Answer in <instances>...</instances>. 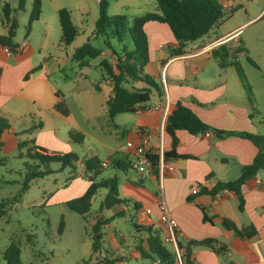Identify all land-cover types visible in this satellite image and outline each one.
<instances>
[{"label": "crops", "instance_id": "crops-1", "mask_svg": "<svg viewBox=\"0 0 264 264\" xmlns=\"http://www.w3.org/2000/svg\"><path fill=\"white\" fill-rule=\"evenodd\" d=\"M218 1L220 4L231 1L235 8L242 7L243 11L246 10L244 0L243 3L241 0ZM254 1L261 6L254 16L247 17L242 23H234L225 30L220 25L213 27L200 39L188 43L181 55L171 54L176 43L167 25L147 22L144 30L148 39L149 60L144 71L153 76L160 91L152 90L149 102L142 109L115 115L113 124L106 119L108 125L105 126L98 125L96 116L89 110V89L101 93L104 113L109 94V87L102 81L104 72L97 63L94 68L99 77H92L84 71V68L90 67V62L84 67H78L75 63L78 71L65 77L72 84L62 87L58 83L53 85L50 81V74L39 59L43 58L41 49L37 54L38 58L34 59L33 53L27 48L19 47L17 52L11 53L0 44V114H29L33 128L32 139L37 146L36 150L41 153L77 154V143H83L87 134L92 137L96 142L94 150L90 155L79 156V159L96 156L101 163H106L102 168L112 166L115 171L111 177L118 179V198L126 203L120 202L99 211V204L106 194L104 189L97 202L95 216L113 219L125 212L130 214L131 209L132 222L159 230L163 240L167 226L158 219V203L161 201L169 216L176 222L178 240L185 242L189 239L215 238L225 245L226 249L222 254L207 247H193L191 257L196 264H264V167L245 179L241 187V210L238 208L239 199L232 192L221 190L211 195L202 191L203 187L211 189L217 182H227L239 176L241 167L250 164L257 152L250 140L239 136L220 138L214 134L203 137L177 130L176 152L189 157L165 161L170 169L159 166L157 174L150 170L140 176L129 168L132 150L143 139L148 141L153 152L162 154L164 150H170L171 140L164 131V125L167 114L177 101L189 107L204 123L212 127L225 131L264 134V98L257 101L251 94L254 86L250 85L249 92L244 90L243 95V85L239 78L236 80L234 67L229 65L221 68L214 57L225 44L231 47L242 45L244 48L238 32L247 23L257 19L264 8V0ZM231 14L229 15L232 16ZM5 31V27L0 24V35ZM157 37L166 40V46ZM47 50L46 46L43 51ZM104 54L103 50L102 55ZM35 66L40 68L25 79V75ZM95 84H98V88L94 87ZM133 85L137 88L145 86L142 82H134ZM69 100L77 104L78 121L71 118ZM58 102L65 105L67 115H62L54 108ZM10 131L17 143L16 131L8 128L2 135ZM99 132L112 134L113 141L105 142L98 135ZM102 149L106 150L104 158L100 156ZM74 167L70 168L71 172L80 177L83 183L76 184L74 189L82 194L89 183L79 161L74 163ZM196 184L203 187L193 194L191 190ZM65 199L67 196L63 191L57 201ZM146 207L152 210V215L138 220L139 214ZM103 211L109 212L104 216ZM203 213L211 222L203 220ZM224 218L231 220L238 229L245 228L252 231V234L250 237L237 236L232 230L222 226ZM109 227L110 221L101 230L107 231ZM108 237L112 240L114 234L108 233ZM131 237L136 240L141 238L142 243H145L144 235L135 231ZM5 247L1 248V254ZM168 250L171 251V248ZM155 263L156 260L153 261Z\"/></svg>", "mask_w": 264, "mask_h": 264}, {"label": "rangeland", "instance_id": "rangeland-1", "mask_svg": "<svg viewBox=\"0 0 264 264\" xmlns=\"http://www.w3.org/2000/svg\"><path fill=\"white\" fill-rule=\"evenodd\" d=\"M33 0H25L24 9L17 11L15 19L17 27L12 41L19 47L27 48L33 53V58L37 59L39 49L43 53V58H39L45 64L50 81L55 85L58 83L65 87L71 85V81L65 80L66 76L78 71L75 62L71 59V54L75 47L81 45L89 39V42L97 48L105 51L101 58L116 61V56L107 48L106 43L117 52L122 50L123 44L130 46L128 37L119 43L115 38L108 35L94 36V21L98 14V0H40V15L37 20L30 25V30L26 35V25L31 10ZM108 3L107 13L109 15L122 14L127 18V23L132 24L135 17L145 13L156 11L154 0H106ZM243 3V0H241ZM249 0H244L246 10L238 7L232 16H225L219 24L227 29L234 23H242L244 19L251 18L260 11V5L254 0L248 4ZM9 3L11 8L16 7V0H0V20L2 17V4ZM248 4V5H247ZM65 8L70 12L73 23L79 28V33L75 39L67 46L61 41V31L58 22L57 11ZM264 8L261 15L247 23L238 32L244 42L247 55L256 63L257 68L249 64L241 53L236 55L246 81L250 86H254L253 94L257 101L264 98ZM1 24V22H0ZM6 31L4 32V34ZM159 38L165 46L166 40ZM51 42L53 44H51ZM47 46V52L44 48ZM156 49V48H155ZM154 51V50H152ZM67 59V62L65 61ZM98 59L90 60V67L84 68L92 77H99L97 69L94 68ZM102 72H104L101 69ZM26 76V75H25ZM236 76V75H235ZM238 80V77H235ZM241 83V82H240ZM57 84V85H58ZM242 85V83H241ZM64 89V88H63ZM243 86V95L245 93ZM89 110L96 116V122L100 126L108 125L107 116L103 110L102 95L95 89L88 90ZM94 94V96H93ZM72 110L71 118L78 121L77 104L70 102ZM0 118L7 121L9 128L16 132L17 142L29 141L32 139V120L29 114H0ZM111 132V128L109 127ZM98 132V131H97ZM105 142L113 141L112 134L99 132ZM11 131L0 136L2 145L0 147V157L5 158L6 164L0 165V202L5 201L4 216L0 219V254L1 248L11 241H18L21 248L22 264H83L90 256H96L90 264H100L104 258L112 260L113 264H153L154 259L143 258L133 246L138 245L137 240L131 237L134 227L132 224V210L122 215L115 216L110 220V227L107 231L101 230L102 243L99 253L92 254L91 235L92 225L95 222L94 215L97 209V202L101 199L104 189H100L91 200V211L85 217L75 213L68 206L67 202L81 194L74 187L81 184V178H70V167L53 172L43 178L32 181L29 188L21 191L23 174L28 165L36 161L27 155L28 147L17 148V143L13 139ZM81 137H79L80 141ZM78 157L90 155L94 150L96 142L90 135L85 136L83 143H77ZM102 158L106 157V150L102 149ZM50 168L58 170V163H51ZM115 169L108 166L102 169L99 177H111ZM83 184V183H82ZM66 193L67 199L57 201L61 194ZM125 203V201H121ZM126 204V203H125ZM109 211H103L106 216ZM63 219V227L59 232V222ZM102 218V217H101ZM108 233L114 234L113 239H109ZM33 234L35 246L31 247L27 241V235ZM135 242V243H134ZM146 248L145 243H141ZM169 249L170 244H166ZM112 256H114L112 258ZM0 264H4L0 256ZM157 264V263H155Z\"/></svg>", "mask_w": 264, "mask_h": 264}, {"label": "trees", "instance_id": "trees-1", "mask_svg": "<svg viewBox=\"0 0 264 264\" xmlns=\"http://www.w3.org/2000/svg\"><path fill=\"white\" fill-rule=\"evenodd\" d=\"M156 3V11L145 13L144 15L135 17L132 24L127 23L125 15H109L107 13L108 3L106 0H98V14L94 21V36L110 35L119 43L128 37L130 46L123 44L120 52L115 51L109 43H106L107 48L116 56V61L111 62L108 59L101 58L103 49L94 47L89 39L81 45L74 48L71 59L78 67L87 66L90 60L98 59L97 66L104 71L102 81L109 87V94L105 101V113L108 121L113 124V118L120 113H133L142 109L150 100L152 90L160 91L158 83L150 74L144 71L147 64L148 57V39L144 30V25L147 22L155 21L168 26L176 46L171 49L172 55H181L184 52L188 43L200 39L206 35L213 27L218 26L225 16L231 14L237 8H234L230 13H226L218 0H154ZM16 7L11 8L9 3L2 4L1 24L5 27L6 33L0 35V44L8 49L9 52L15 53L19 46L12 41L15 29L17 27L14 13L24 9L25 0H16ZM40 15V0H33L31 10L28 16L26 25V35L30 30V25L37 20ZM58 22L61 31V41L63 45H69L79 33V28L73 23L70 12L65 8H60L57 11ZM264 16V14L262 15ZM243 53L245 60L253 67L257 68L256 63L247 55V51L242 45L239 47H231L230 45H223L221 50L217 52L214 57L217 59L219 67L224 68L229 65L233 66L236 74L244 86L245 90L249 92V84L242 72L240 63L236 60V55ZM40 66H35L29 73L26 74L25 79L31 73L37 71ZM264 75V73H263ZM134 82L144 83V87L137 88ZM98 88V84L94 85ZM54 108L62 115H67V108L62 102L55 104ZM252 118V115L249 116ZM9 128V124L4 119L0 118V136L3 131ZM185 130L192 135H197L205 131L211 132L217 137L224 136H239L250 140L257 149V152L250 164L244 165L240 169L239 176L227 182H217L211 189L202 188L204 192L214 195L221 190H228L239 199V210L242 209L241 187L245 179L251 175L256 174L264 167V134H253L242 131H225L212 127L204 123L189 107L177 101L174 107L166 116L164 131L171 140V148L168 151H163L161 154L162 160L167 161L175 158H186L187 155H179L176 152L177 138L176 131ZM29 141L17 142V148L28 147L30 152L27 153L30 159L36 162L28 165L23 174L21 182V191L29 188L32 181L43 178L53 172L60 171L65 167L74 169V163L79 161L82 167L83 174L87 177L88 186L86 190L78 197L67 202V206L75 213L85 217L91 211V200L94 195L100 190L105 189L106 194L99 204V211L102 209H109L115 204L121 202L118 198V179L113 176L109 178L99 177L102 172L101 161L92 156L89 158L79 159L78 155L72 152L46 154L37 151L34 141L28 146ZM2 143L0 141V147ZM148 158L150 160L151 172L157 174L159 167L160 154L149 150ZM51 163H58V170L50 168ZM5 158L0 157V165H5ZM126 167H128L126 165ZM130 168V165H129ZM124 169V166H123ZM131 169V168H130ZM75 175H70V178ZM5 201L0 202V217L5 214ZM264 208V207H263ZM111 219H103L96 216L95 222L92 225L91 235V251L92 254L99 253L102 243L101 228ZM203 220L211 222V219L203 213ZM134 231L138 234L144 235L146 248L144 249L140 244L141 238H137L135 248L139 251L143 258H152L158 261V264H174V254L169 251L163 244L160 238V231L151 226L138 225L132 222ZM222 226L226 229L232 230L239 237H250L252 231L245 228L238 229L234 223L224 218ZM63 227V219L59 222V232ZM176 243L179 249L183 251V264H196L191 257L193 247H207L218 254L224 253L225 245L215 238H205L200 240L189 239L182 242L177 239V232L175 234ZM27 241L31 247L35 246L34 235L28 234ZM21 248L18 241L9 242L2 251L1 258L4 264H22ZM96 257V256H95ZM90 256L83 264H90L92 259ZM104 264H112L111 259L104 258Z\"/></svg>", "mask_w": 264, "mask_h": 264}, {"label": "built area", "instance_id": "built-area-1", "mask_svg": "<svg viewBox=\"0 0 264 264\" xmlns=\"http://www.w3.org/2000/svg\"><path fill=\"white\" fill-rule=\"evenodd\" d=\"M221 5L227 14L230 13L235 8V5L231 1H227ZM197 135L203 136V137H209L212 134L209 131H205ZM149 150H150L149 143L146 139H143L142 142L139 145L135 146L132 150V153H131L132 158L129 162V165H130V168L133 171H135L137 174H139L140 176H144L146 173H148L151 170L150 160L148 158ZM101 165L104 167L106 166V163L103 162L101 163ZM159 166L160 167L165 166L170 169L168 164L162 160L161 154H160ZM202 187L203 186H201L200 184H196L192 188L191 192L193 194H196L200 191ZM222 191L226 193H230V191L226 189ZM158 210H159V213H158L159 221L164 222L167 226V232L162 241L165 244H170L171 252L174 254V257H175L174 264H183V251L178 248L177 243H176V238H175V234L177 232L176 222L174 221L173 218L169 216V214L167 213L165 209L164 204L161 201L158 203ZM152 213H153L152 210L149 207H146L141 211V213L139 214L140 216L137 219L140 220L141 217L147 218L151 216ZM156 263L158 264L157 260H156Z\"/></svg>", "mask_w": 264, "mask_h": 264}]
</instances>
